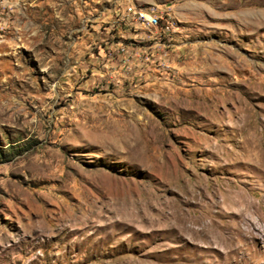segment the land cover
I'll list each match as a JSON object with an SVG mask.
<instances>
[{"label": "rangeland", "instance_id": "1", "mask_svg": "<svg viewBox=\"0 0 264 264\" xmlns=\"http://www.w3.org/2000/svg\"><path fill=\"white\" fill-rule=\"evenodd\" d=\"M0 264H264V0H0Z\"/></svg>", "mask_w": 264, "mask_h": 264}, {"label": "built area", "instance_id": "2", "mask_svg": "<svg viewBox=\"0 0 264 264\" xmlns=\"http://www.w3.org/2000/svg\"><path fill=\"white\" fill-rule=\"evenodd\" d=\"M163 10L168 8L155 3H136L127 5V13L118 12L116 21L107 22L113 29L109 34L110 38L115 40L109 41L106 52L113 56L117 65H122L129 71L136 65H143L154 59V56L150 57L152 52H141V45H154V51H159V45H167L168 49L170 34L174 29L162 21ZM171 15L174 16L172 13ZM167 53L168 50L161 52V55L164 57ZM166 60L167 56L163 58V66H167Z\"/></svg>", "mask_w": 264, "mask_h": 264}, {"label": "crops", "instance_id": "3", "mask_svg": "<svg viewBox=\"0 0 264 264\" xmlns=\"http://www.w3.org/2000/svg\"><path fill=\"white\" fill-rule=\"evenodd\" d=\"M116 8H118V7H114L113 10H115ZM170 38H172V37L170 36ZM172 45H181V44H175L173 41L170 40V41L168 42V49H167V50L170 52L169 54H171V51H172V49H173V48L171 47ZM149 48L151 49L152 47H149ZM151 50H153V49H151ZM167 56H168V54H167ZM168 57L170 58L171 55L168 56ZM170 59H171V61L174 60V58H172V57H171ZM150 63H151V61H150Z\"/></svg>", "mask_w": 264, "mask_h": 264}, {"label": "bare ground", "instance_id": "4", "mask_svg": "<svg viewBox=\"0 0 264 264\" xmlns=\"http://www.w3.org/2000/svg\"><path fill=\"white\" fill-rule=\"evenodd\" d=\"M168 12V11H167ZM162 14H163V16H162V21L164 20V19H170V16L168 17L167 16V14H166V11H165V13H164V11H162ZM205 230V229H204ZM195 232H197V231H195Z\"/></svg>", "mask_w": 264, "mask_h": 264}]
</instances>
